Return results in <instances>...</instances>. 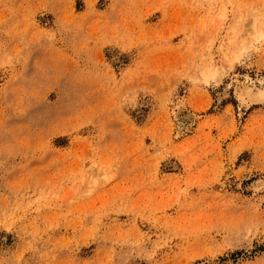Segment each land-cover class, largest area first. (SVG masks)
I'll return each mask as SVG.
<instances>
[{"label":"rangeland","instance_id":"374dc122","mask_svg":"<svg viewBox=\"0 0 264 264\" xmlns=\"http://www.w3.org/2000/svg\"><path fill=\"white\" fill-rule=\"evenodd\" d=\"M252 83L264 0H0V264H264Z\"/></svg>","mask_w":264,"mask_h":264},{"label":"bare ground","instance_id":"6f19581e","mask_svg":"<svg viewBox=\"0 0 264 264\" xmlns=\"http://www.w3.org/2000/svg\"><path fill=\"white\" fill-rule=\"evenodd\" d=\"M238 91V90H237ZM237 97L243 102H264V83L244 86L238 93ZM239 99V100H240ZM252 103V104H253ZM247 106V105H246ZM183 125V124H182Z\"/></svg>","mask_w":264,"mask_h":264}]
</instances>
